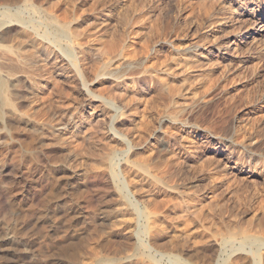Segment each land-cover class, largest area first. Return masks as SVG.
<instances>
[{
	"label": "rangeland",
	"instance_id": "rangeland-1",
	"mask_svg": "<svg viewBox=\"0 0 264 264\" xmlns=\"http://www.w3.org/2000/svg\"><path fill=\"white\" fill-rule=\"evenodd\" d=\"M72 1L80 13L70 33L78 27L90 33L98 19L106 20L104 4L118 5L107 26L115 49L130 53L137 86L105 75L99 79L107 88L92 89L106 96L121 85L118 106L136 107L141 116L127 113L126 126L116 124L125 132V142L119 143L109 140V113L91 140L80 126L81 109L69 83L62 90L34 93L23 86L25 98L16 101L15 111L0 98V264H264V60L254 58V71L244 74H216L211 78L216 86H208L200 67H191L188 80L170 77L166 90L152 81L144 102L140 75L173 65L172 47L195 35L187 13L196 11L197 24L203 20L195 10L197 0ZM226 65L232 67L231 61ZM171 86L177 94L170 93ZM134 89L138 99L131 96ZM207 92L213 102L192 103ZM31 99L41 107L40 122L30 112ZM170 121L184 128L188 146L205 142L211 133L207 153L185 162L183 151H176L179 159H171L162 133ZM77 134L85 137L82 145L73 138ZM218 138L238 146L220 156ZM103 150L117 154L103 161ZM180 206L188 212H178ZM247 235L262 242L249 243Z\"/></svg>",
	"mask_w": 264,
	"mask_h": 264
},
{
	"label": "bare ground",
	"instance_id": "bare-ground-1",
	"mask_svg": "<svg viewBox=\"0 0 264 264\" xmlns=\"http://www.w3.org/2000/svg\"><path fill=\"white\" fill-rule=\"evenodd\" d=\"M189 1L191 2L194 0ZM109 2V4H104L102 10L103 12H101L104 13L106 17L104 19L106 20H102V22H100L98 19L90 33L83 31L80 27H78L74 33H70L72 21H78L77 19L80 13V9L72 0H0L1 102L15 111L17 108L16 101L20 98H25L24 95H22V89H24L22 88L23 86H27V88L34 93V90H50L51 88L62 90L64 89V84L69 83L74 91V99L79 102L78 104L81 112L77 117L81 120L80 126L83 128V133L86 134V137L88 136L89 139L92 140L95 137L98 126H100L99 122L107 120V115L112 113L109 128L111 135L109 136V140L113 142L117 141L119 143L125 142V132L122 133V131L118 130L120 128L117 127V129L116 124L126 126L127 118L126 120L124 119L125 114H134L139 118L141 113L138 109H135L136 107L128 108L124 111L118 106L119 101L124 96L121 85H117L113 89L111 88L106 96L94 93V88L92 89V86L94 85H97L99 90L101 89L100 92L104 91L103 89H105V87L107 88L105 83L101 82L99 79L105 75H111L110 77L114 76L118 82L119 80H123L122 82H126V85L128 83L133 87L137 86V73H133L137 72L135 71L137 69L133 70L134 66H131L132 63L130 53L127 52L125 54L123 50H117V48L115 49V45L112 43L113 37L109 34L110 30L108 29V26L116 19L115 11L118 10V5L112 3L111 1ZM195 3L196 6L195 4L193 5L197 8L194 9H198L197 12L199 11L203 13V20H200L201 23L198 22L199 24H197L196 19L194 18L196 11L190 9L187 13L186 23H189L195 35L193 34L194 36L183 44H175L176 46L174 45L173 47L170 46L172 47L171 51L174 52L172 63H170L173 65L169 68L166 66L164 71L147 70L140 75L142 76L140 79L143 84L141 94L144 98V102L147 99V96L151 93L153 85V83H151L152 81H156L158 87L166 90L169 88L168 79L170 77H177L183 81H186V79L188 80V77H190L188 74L191 67H200L203 73H206L205 76L206 80L209 81V86V83L211 82L212 84L213 79L215 80V78H211L216 74L224 75L225 78L229 75L244 74L246 71H254L255 68H253L254 66L252 65V60L254 58H261L264 60V0H197ZM62 10L69 11V13L72 11L73 15L69 14L72 15V17H68V12L63 13ZM135 21H141V19H137ZM105 22L109 23L104 24ZM11 28H14L15 30L13 32H9L8 30ZM150 28L153 29V27ZM68 35H71L72 37H68ZM72 38H76L78 42ZM82 38H86L87 41ZM125 38H127L126 33L123 35L124 40H126ZM172 38L170 40H174ZM78 39L85 42L79 41ZM65 40H67L66 43H64ZM166 42L165 38V41L162 40V42H159L158 45L162 46ZM53 44L56 45L54 46ZM133 55L131 56L133 57ZM117 58L119 59L118 62L114 64L113 69H110L113 67L112 61ZM133 58L135 59V57ZM227 61H231L232 67H227ZM206 84L205 88L207 86ZM213 86H216V84ZM135 90L136 89L133 90V94L131 96L133 99H138L140 93ZM168 90H170L171 94H177L176 91L178 89L172 88ZM207 93L206 95L204 94L201 99H197V101L195 100V102L192 103L199 104L204 102L205 105H207L213 102V95L211 93H208V95ZM65 94H67V92ZM34 99L28 101L30 104V112L34 115L37 114L33 117L36 121H39V118H42V115L39 116L40 112L38 108L41 107H38L39 105L37 106V102ZM144 102L141 101L139 104H144ZM189 103H186L184 107H190L191 104ZM18 112L19 111H17V113ZM183 129L178 127V125L176 126L175 122L170 121V127L162 132L165 139V148L163 150L171 153L172 156L170 157L174 160L177 158L179 159L178 154L175 153L176 151H183V155H185L183 156V161L185 162H191L201 158L208 151V146L211 142L209 135L211 133L205 137V142H190V145L188 146L183 143V140L185 139L182 135L183 131H185ZM73 138L76 142H78V145H82L81 141L83 139L85 140L83 134H77ZM218 139L223 141L222 138ZM108 144L110 145V143H107V145ZM153 146L154 143H149L150 148ZM237 146L238 144H235L231 141V139L223 141L221 142L217 153L220 156H223V153L225 152L224 150L227 149L228 151H231L229 153V155H231L232 150H234ZM240 146L243 149L246 148L243 145ZM103 149L105 148L103 147ZM114 153H112V151H107L104 155L101 153L100 156H102L101 158L104 161V158L107 160L108 156L112 154L114 155ZM91 160V162L96 161L95 158ZM97 161L99 162V160ZM139 168L143 169V172H147L145 171L147 170L146 165L140 164ZM114 174H116V171ZM155 177L153 176V178ZM116 180L117 177L115 181ZM212 180L213 179H211V181ZM132 205L133 204H131V206ZM127 209H129V207ZM178 210V212L185 214L189 209L187 207L180 206ZM123 211H125V209ZM128 211L130 212V209L126 212L128 213ZM135 211L137 210L135 209ZM246 239L247 242L250 241L249 243H253L256 246L262 242L257 237L248 235Z\"/></svg>",
	"mask_w": 264,
	"mask_h": 264
}]
</instances>
